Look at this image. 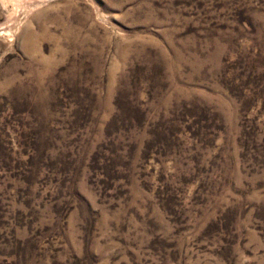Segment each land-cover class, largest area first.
Wrapping results in <instances>:
<instances>
[{
    "label": "rangeland",
    "instance_id": "1",
    "mask_svg": "<svg viewBox=\"0 0 264 264\" xmlns=\"http://www.w3.org/2000/svg\"><path fill=\"white\" fill-rule=\"evenodd\" d=\"M0 264H264V0H0Z\"/></svg>",
    "mask_w": 264,
    "mask_h": 264
}]
</instances>
